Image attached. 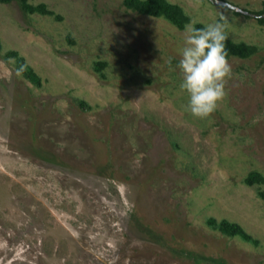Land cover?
I'll list each match as a JSON object with an SVG mask.
<instances>
[{
    "label": "rangeland",
    "instance_id": "1",
    "mask_svg": "<svg viewBox=\"0 0 264 264\" xmlns=\"http://www.w3.org/2000/svg\"><path fill=\"white\" fill-rule=\"evenodd\" d=\"M166 1L257 48L229 55L207 118L170 70L189 24L125 0L0 2V264H264V183L245 182L264 177V0Z\"/></svg>",
    "mask_w": 264,
    "mask_h": 264
},
{
    "label": "clouds",
    "instance_id": "2",
    "mask_svg": "<svg viewBox=\"0 0 264 264\" xmlns=\"http://www.w3.org/2000/svg\"><path fill=\"white\" fill-rule=\"evenodd\" d=\"M225 25L210 22L201 28L186 26L179 61L175 65L182 79L179 87L187 94L184 110L197 118H207L224 101L226 83L232 76V65L225 46ZM174 58L170 57L169 65Z\"/></svg>",
    "mask_w": 264,
    "mask_h": 264
},
{
    "label": "trees",
    "instance_id": "3",
    "mask_svg": "<svg viewBox=\"0 0 264 264\" xmlns=\"http://www.w3.org/2000/svg\"><path fill=\"white\" fill-rule=\"evenodd\" d=\"M12 1H20L26 3L28 0H0V2L2 3H10ZM125 5L128 8H131L141 14H146L157 18H164L179 29H183L187 24L190 23L189 16L180 6L171 4L166 0H125ZM36 8L28 7L30 12H34ZM37 9H44V6L40 5ZM42 12L48 13L45 10H42ZM256 15L258 16L257 19L259 22H264V18H261L259 16L262 14ZM203 26L204 25L200 23L194 25V27L196 28H201ZM225 46L228 50L229 55L241 57L251 56L257 50L255 46H251L245 43H236L230 40L228 37L225 41ZM6 57H11L14 59L17 69L30 82H38V78L33 69L27 65L26 61L22 57H20L17 52L9 51L6 53ZM245 182L249 186H252L254 184H263L264 177H262L259 173L252 172L247 176ZM210 225L214 226V228L218 229L222 234L226 236L245 237L244 230L236 223H230L224 220L221 222H217L213 219L211 220Z\"/></svg>",
    "mask_w": 264,
    "mask_h": 264
},
{
    "label": "water",
    "instance_id": "4",
    "mask_svg": "<svg viewBox=\"0 0 264 264\" xmlns=\"http://www.w3.org/2000/svg\"><path fill=\"white\" fill-rule=\"evenodd\" d=\"M230 7L233 8V9H235L236 11H238V12H240V13H243V14H246V15H251L250 13L245 12V11H242V10H240V9H238V8H235V7H232V6H230ZM252 16H254V17H258L257 15H252Z\"/></svg>",
    "mask_w": 264,
    "mask_h": 264
}]
</instances>
